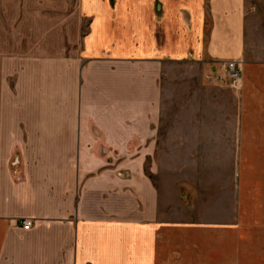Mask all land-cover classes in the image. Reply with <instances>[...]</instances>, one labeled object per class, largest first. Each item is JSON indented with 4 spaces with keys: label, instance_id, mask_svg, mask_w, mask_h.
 <instances>
[{
    "label": "crops",
    "instance_id": "crops-1",
    "mask_svg": "<svg viewBox=\"0 0 264 264\" xmlns=\"http://www.w3.org/2000/svg\"><path fill=\"white\" fill-rule=\"evenodd\" d=\"M261 13L50 6L16 57V115L0 116V264H264Z\"/></svg>",
    "mask_w": 264,
    "mask_h": 264
},
{
    "label": "rangeland",
    "instance_id": "rangeland-1",
    "mask_svg": "<svg viewBox=\"0 0 264 264\" xmlns=\"http://www.w3.org/2000/svg\"><path fill=\"white\" fill-rule=\"evenodd\" d=\"M248 1L264 8V0ZM76 3L77 0H0V116L16 115L14 92L15 69L18 65L16 57L30 50L32 33H34L32 31L35 29L33 26H37L38 21L45 20L44 14L47 11L50 12V6L57 7L66 4L75 6ZM261 14L264 27V13ZM256 25L259 26L258 22ZM42 37L35 31L36 44ZM182 175L191 177L190 174ZM222 175L217 173L192 174L204 182L211 179L214 181Z\"/></svg>",
    "mask_w": 264,
    "mask_h": 264
},
{
    "label": "built area",
    "instance_id": "built-area-1",
    "mask_svg": "<svg viewBox=\"0 0 264 264\" xmlns=\"http://www.w3.org/2000/svg\"><path fill=\"white\" fill-rule=\"evenodd\" d=\"M225 67L229 73L230 87L233 90L240 92L243 87V62H228L225 64ZM21 227L25 231H30L34 227V221L31 219L23 220Z\"/></svg>",
    "mask_w": 264,
    "mask_h": 264
}]
</instances>
